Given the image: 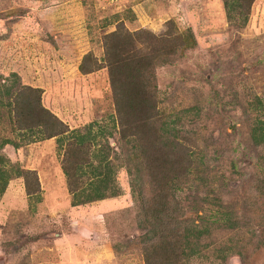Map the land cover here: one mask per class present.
Instances as JSON below:
<instances>
[{
    "label": "rangeland",
    "instance_id": "rangeland-1",
    "mask_svg": "<svg viewBox=\"0 0 264 264\" xmlns=\"http://www.w3.org/2000/svg\"><path fill=\"white\" fill-rule=\"evenodd\" d=\"M232 14L228 21L222 0H0V139L22 144L5 145L0 155L34 169L41 188L38 202L28 197L22 176L10 179L0 200V264H146L144 250L157 249L153 238L143 243L141 225L156 178L113 127L104 37L119 21L130 31L161 35L170 20L175 31L189 27L194 44L156 66L159 107L182 119L177 127L192 135L195 155L186 175L173 180L162 215L182 212L204 232L190 236L188 263L176 252L179 244L174 254L168 247L162 253L177 264H264V146L249 137L254 120L264 118V0L252 2L244 25ZM21 86L39 88L41 105L68 128L93 123L92 133L111 148L119 195L70 204L54 137L28 143L30 132L19 123L29 124L36 111L27 109L18 122L6 105ZM139 162L143 172L128 175L127 167ZM169 167L179 175L171 162L163 173ZM226 214L237 226L224 221Z\"/></svg>",
    "mask_w": 264,
    "mask_h": 264
},
{
    "label": "trees",
    "instance_id": "trees-1",
    "mask_svg": "<svg viewBox=\"0 0 264 264\" xmlns=\"http://www.w3.org/2000/svg\"><path fill=\"white\" fill-rule=\"evenodd\" d=\"M222 1L228 21L233 18L232 13L235 11L242 25L248 21L249 10L254 0ZM170 24L172 26H168L167 33L165 31L161 35H155L143 29L130 31L122 21H119L115 30L104 37L103 59L108 67L116 112L113 127L118 125L120 138L132 142L137 153L135 158L145 161L150 167L148 170L150 179L156 178L153 180L156 188L149 199L151 206L143 210L145 217L141 220L145 230L143 243L153 238L156 240L155 248H157L152 251L144 250L146 264H177L176 257L171 253L162 252L168 247L174 254L173 250L178 244L176 252L184 253L181 258L188 263V256L193 253L192 248L187 246L190 236L198 238L204 232L198 230L192 222L189 224L188 220L185 221L182 212L175 218H172L170 211L167 217L162 215L169 208L170 201L172 202L173 180L176 178L180 180L181 175H186L189 166L194 164L192 157L195 155L192 135L189 137L182 135L183 128L180 125L177 127L182 119L177 114L171 118V115L164 114L159 107L161 99L157 95L156 66L171 62L178 50L189 48L194 44V40L189 43L193 39L189 27L184 31H175L173 20H170ZM80 69L83 71L85 68L80 64ZM11 77L15 82L17 75L11 73ZM13 88L14 84L7 88L6 94L10 95ZM40 92L39 88L21 86L6 105L14 107L18 122H20L19 115L27 109L36 111V118L29 124L19 123V128L30 132L27 136L28 143L54 137L60 155V168L66 180L68 193L72 196L70 204L83 205L119 195L120 189L115 183L116 167L111 159V148L106 140L99 141L97 133H92L93 123H88L81 129L68 128L67 124L41 105ZM256 101L261 107V101ZM193 108L195 106L185 108L183 111ZM196 115H198L197 111L194 112V116ZM98 133L104 135L101 130ZM249 137L255 146H264V118L254 120L250 126ZM189 140H192V147L187 144ZM8 144L14 148L22 145L10 138H1L0 150ZM148 157L153 159H147ZM156 162L162 165L155 164ZM170 162L178 165L179 175L174 174L171 167L167 168L169 173H163L165 164ZM5 163L7 162L4 156L0 155V200L5 194L10 179L13 176H22L28 197L40 202L41 188L35 170L22 169L15 163H7V166ZM138 165L135 170L127 167L128 175L131 176L133 172H143L141 162ZM130 184L135 187L133 181ZM228 215L230 216L229 213ZM228 215L223 218L224 221L230 222L229 225L232 227L237 226L236 221L231 220ZM195 229H197L196 233L193 234ZM221 258L225 259L224 256Z\"/></svg>",
    "mask_w": 264,
    "mask_h": 264
}]
</instances>
